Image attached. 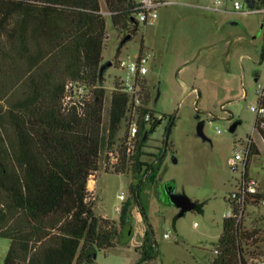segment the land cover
Segmentation results:
<instances>
[{
    "label": "trees",
    "instance_id": "16d2710c",
    "mask_svg": "<svg viewBox=\"0 0 264 264\" xmlns=\"http://www.w3.org/2000/svg\"><path fill=\"white\" fill-rule=\"evenodd\" d=\"M103 1L122 36L118 59L139 30L141 7L134 0ZM107 40L101 0H0V237L11 242L3 264H95L98 252L122 244L137 204L147 225L136 250L138 264L157 256L140 200V183L150 169L147 180L156 174L144 160V125L133 152L122 149L123 165H129L136 183L118 222L96 215L89 191L102 152L116 144L124 127L128 105L115 83L103 128ZM70 85L86 87L90 99L67 106ZM260 103L264 106V96ZM168 118L166 150L175 127V119ZM159 123L156 119L151 131ZM256 130L264 141V127L258 124ZM215 253L209 264H256L254 259L264 257V232L225 219Z\"/></svg>",
    "mask_w": 264,
    "mask_h": 264
},
{
    "label": "rangeland",
    "instance_id": "374dc122",
    "mask_svg": "<svg viewBox=\"0 0 264 264\" xmlns=\"http://www.w3.org/2000/svg\"><path fill=\"white\" fill-rule=\"evenodd\" d=\"M163 1L170 4L158 9L156 24H141L119 56L135 58L142 43L155 54L148 77L157 88L151 106L161 124L150 134L148 151L158 157L151 160L145 156L156 174L140 183V200L154 232L157 256L142 264H209L216 256L223 222L231 212L228 198L240 178L233 164L236 143L253 140L261 150L259 156L251 158L250 171L264 191V141L255 129L257 115L252 110L264 89V14L238 13L233 0H221L220 11L207 9L215 0ZM239 1L244 10L249 9L248 0ZM101 3L108 33L104 64L112 63L103 83L107 92L105 129L113 86L124 74L115 66L122 36L114 28L104 1ZM257 7L263 5L258 3ZM168 116H175V127L166 150ZM201 121L205 122L208 142L197 136ZM236 122L238 128L231 132ZM125 131L119 132L112 148L120 150ZM104 160L101 158L99 171L90 179L89 191L96 215L118 222V208L130 199L135 176L125 162L120 173L105 171ZM121 194L125 201L120 200ZM181 195L197 205L182 213L170 202L173 196ZM245 222L264 232V206L250 209ZM131 226L122 234V244L98 252L95 264H138L136 250L147 230L139 204L133 207ZM10 246V240L0 237V264ZM253 263L264 264V257Z\"/></svg>",
    "mask_w": 264,
    "mask_h": 264
},
{
    "label": "built area",
    "instance_id": "2783aa9c",
    "mask_svg": "<svg viewBox=\"0 0 264 264\" xmlns=\"http://www.w3.org/2000/svg\"><path fill=\"white\" fill-rule=\"evenodd\" d=\"M134 1L141 7V12L137 17V20L146 26L155 25L159 18L158 9L162 6L170 4L163 0ZM233 1L234 11L238 13L244 15L254 13L264 14V6L261 8L257 7L258 3L261 4L259 0H254L255 8L251 9L249 7L248 10H244L239 0ZM222 5L223 2L221 0H215L213 4L207 7V9L220 11ZM154 60L155 54L143 47L135 58L132 59L128 57V59H121L119 57L115 62L116 68L121 70L124 74L123 78L116 79L115 83L119 84V88L121 89L122 93L128 98L126 118L124 120L123 127L126 129V131L123 136L120 150H117V148H107L102 152L101 158L105 157V160L103 161V168L105 171L116 172L119 170L123 162L122 149H126L127 154L133 152L140 141L143 125L145 126V138L148 139V141L145 143L146 147L143 148V152L146 154V156H150L151 160L158 157L156 153L148 151L150 134L154 132L151 131V124H153L154 121L158 119V116L155 114L151 106L153 102V94L151 93L152 84L148 77L150 73V64ZM115 91L116 87L114 84L111 98ZM258 94V106L253 107L252 110L257 115L256 125L260 124L262 127H264V106L260 103L264 96V89ZM89 99L90 94L86 87H75L70 85L65 98V104L68 106L75 104L76 102L84 103ZM159 124H161V121ZM166 142L167 140L165 143ZM253 156L254 151L251 140H247L246 142H238L235 144V159L233 164L235 167V172L240 174V178L237 180L235 189L228 198L231 212L227 215V219L235 220L238 225L245 221V219L248 217V211L250 209H259L261 206H264V194L262 193L260 182L249 173V164ZM151 160H145V162L151 164ZM151 173L152 169L149 170L145 178H148ZM94 177L95 176H93V178ZM120 200H126L124 194L120 195ZM121 211L122 206L118 208V213H121ZM165 238H169V235L166 234Z\"/></svg>",
    "mask_w": 264,
    "mask_h": 264
},
{
    "label": "water",
    "instance_id": "95a60500",
    "mask_svg": "<svg viewBox=\"0 0 264 264\" xmlns=\"http://www.w3.org/2000/svg\"><path fill=\"white\" fill-rule=\"evenodd\" d=\"M248 6L251 9L255 8V4L252 0H248L247 1ZM108 66H112V63H110ZM258 81V79H257ZM173 119H175V116H172ZM238 128V123H234L231 127V132H235ZM197 136L201 139H203L205 142L210 141V139L208 138V136L205 133V122L201 121L198 124L197 127ZM166 140H167V135H166ZM167 143V142H166ZM171 202L173 204H175L178 208L182 209V213L186 212V211H191L194 208V203L185 195H181V196H173L171 198Z\"/></svg>",
    "mask_w": 264,
    "mask_h": 264
},
{
    "label": "flooded vegetation",
    "instance_id": "af4514ba",
    "mask_svg": "<svg viewBox=\"0 0 264 264\" xmlns=\"http://www.w3.org/2000/svg\"><path fill=\"white\" fill-rule=\"evenodd\" d=\"M157 90V88L155 86H151V93L153 94V92ZM168 120V125L170 123V118L167 119Z\"/></svg>",
    "mask_w": 264,
    "mask_h": 264
},
{
    "label": "crops",
    "instance_id": "0c3cea01",
    "mask_svg": "<svg viewBox=\"0 0 264 264\" xmlns=\"http://www.w3.org/2000/svg\"><path fill=\"white\" fill-rule=\"evenodd\" d=\"M169 3V2H168ZM104 11V10H103ZM104 14H105V12H104ZM121 55V54H120ZM260 152H261V150H260ZM249 173H250V175H251V171H250V164H249ZM252 176V175H251ZM260 186H261V190H262V193L264 194V191H263V189H262V185H261V183H260Z\"/></svg>",
    "mask_w": 264,
    "mask_h": 264
}]
</instances>
